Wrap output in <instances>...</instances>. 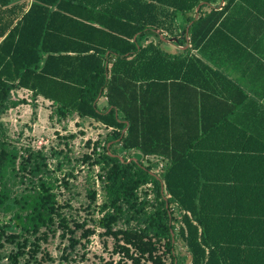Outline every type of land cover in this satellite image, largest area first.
Instances as JSON below:
<instances>
[{
	"label": "trees",
	"instance_id": "16d2710c",
	"mask_svg": "<svg viewBox=\"0 0 264 264\" xmlns=\"http://www.w3.org/2000/svg\"><path fill=\"white\" fill-rule=\"evenodd\" d=\"M214 2L0 0V114L24 102L12 99L23 89L48 101L59 119L75 115L109 132L102 226L122 240L119 250L130 264H264V161L256 158L262 145L246 160L237 154L246 150L228 143L234 106L222 89H238L190 50L171 55L160 47L175 38L196 50L219 16L206 11ZM147 34L157 42L142 45ZM199 75L219 85L208 88L217 111L209 126L198 104ZM181 94L191 104L186 111L176 108ZM117 148L137 157H119ZM146 157L162 159L160 175L151 172L155 163L144 164ZM16 159L0 141V184ZM27 161L23 169L33 178L46 170L40 154ZM37 180L13 214L22 233L54 224V194ZM149 183L156 205L147 213L138 190ZM7 199L0 190V206ZM174 212L180 215L178 240L190 257L185 263L172 235ZM121 218L127 227L112 231Z\"/></svg>",
	"mask_w": 264,
	"mask_h": 264
},
{
	"label": "rangeland",
	"instance_id": "374dc122",
	"mask_svg": "<svg viewBox=\"0 0 264 264\" xmlns=\"http://www.w3.org/2000/svg\"><path fill=\"white\" fill-rule=\"evenodd\" d=\"M179 24L183 28L185 20L179 19ZM160 47L164 49V45ZM12 99L24 102L0 114V141L8 151L17 153L14 169H7L0 184L8 196L0 206V264H130L119 250L122 240L102 226L108 212L103 209L107 170L103 154L110 145L106 143L109 132L93 120L75 115L59 119L48 101L34 100L29 92L14 91ZM29 154H40L45 160L46 170L37 178L28 173L30 168L23 169ZM117 154L124 159L137 157L120 148ZM147 160L155 163L151 172L160 175L162 159L146 157L145 165ZM39 177L55 197L54 224L35 234L22 233L13 214L20 198L37 186ZM138 196L146 203L144 210L152 212L156 205L152 184L141 187ZM172 214L176 253L185 263L190 257L178 240L180 215ZM123 220L112 223V231L125 229ZM129 225L137 227L134 222Z\"/></svg>",
	"mask_w": 264,
	"mask_h": 264
},
{
	"label": "crops",
	"instance_id": "0c3cea01",
	"mask_svg": "<svg viewBox=\"0 0 264 264\" xmlns=\"http://www.w3.org/2000/svg\"><path fill=\"white\" fill-rule=\"evenodd\" d=\"M209 10L219 16L208 38L196 50L190 49V44L179 46L175 38L164 40L161 46L164 45V50L171 55L190 50L195 59L209 70L224 76L238 89L229 92L222 89L230 95V106H234L228 143L246 150V154H241L242 150L237 153L246 160L257 156L252 150L262 145V152L256 158L264 161V0H215L212 8L206 11ZM149 41L156 43L157 39L147 34L140 43L144 45ZM197 78L202 85L196 88L198 104L203 102L202 109L208 113L206 125L209 126L210 113L217 111L208 88L219 85L206 83L200 75ZM191 95L194 96L193 93ZM99 104L103 107L105 98ZM189 106L191 104L184 95L181 100L176 97L177 110L186 111ZM223 106L227 108V105Z\"/></svg>",
	"mask_w": 264,
	"mask_h": 264
},
{
	"label": "water",
	"instance_id": "95a60500",
	"mask_svg": "<svg viewBox=\"0 0 264 264\" xmlns=\"http://www.w3.org/2000/svg\"><path fill=\"white\" fill-rule=\"evenodd\" d=\"M198 10V8L196 9V11ZM196 18V17H195Z\"/></svg>",
	"mask_w": 264,
	"mask_h": 264
}]
</instances>
